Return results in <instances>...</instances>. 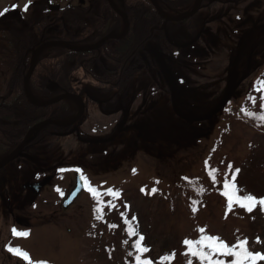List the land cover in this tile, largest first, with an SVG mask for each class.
Listing matches in <instances>:
<instances>
[{
    "label": "rangeland",
    "instance_id": "374dc122",
    "mask_svg": "<svg viewBox=\"0 0 264 264\" xmlns=\"http://www.w3.org/2000/svg\"><path fill=\"white\" fill-rule=\"evenodd\" d=\"M35 1L39 0H0V12L4 13L0 15V24L5 27L0 31L4 49L0 51V87L6 83V73L10 77L9 57L19 54L12 49L13 32L6 25H14L13 21L18 22L16 27L28 23V18L21 21L11 16ZM41 1L49 8L57 3L60 11L68 4L79 3V0ZM82 1L89 5L91 0ZM242 1L253 2L247 6L248 14L256 19L257 25H264V0ZM206 2L201 6L202 0H191L197 7L192 15L180 21L175 38L181 42L196 41L187 58L181 52L173 54L176 49L171 48L168 64L175 73L178 108L190 116L210 112L226 93V78L231 77L235 95L229 96L230 102L220 112L219 120L183 121L188 125H177L164 71L153 57L151 67L136 64L126 92L121 94L120 85V90L111 93V99L101 106L88 102L77 133L38 143V150L45 154L38 152L31 160L17 161L35 167L31 170L34 178L53 176L43 189L38 193L22 190L16 195L10 184L0 181V193L5 195L0 197V264H29L8 251L9 247L28 253L31 264H136L138 253L134 245L138 241L149 249L142 259L152 264H188L189 260L191 264H202L199 258L184 254L188 249L183 243L185 239L198 240L202 235L219 237L230 247L246 240L248 251L264 255V206L257 203L249 212L234 203L229 210L227 197L223 195L225 183H234L237 195L264 198V122L258 118L264 114V39L256 47L247 44L245 54L240 57L239 53L231 64L228 56L238 38L232 36L236 43L226 39L224 30L228 29L219 27L218 18L226 10L231 16L234 12L228 9V4ZM48 11L51 14L52 10ZM33 14L40 16L47 28L51 27V15ZM193 15L196 20L190 19ZM76 27L78 31L84 30L82 25ZM45 47L48 46L42 48ZM25 52L23 47L20 54ZM138 52L130 50L124 59H136ZM102 58L106 67L116 70L107 57ZM96 61L95 58L93 62ZM246 64L248 72L243 71ZM11 71L16 72L14 68ZM79 71L70 80L74 92L88 82L86 88L96 92L97 87ZM132 88L137 94L135 98L129 92ZM37 89L29 86V92L35 95L39 94ZM36 111L43 113L37 119L44 116V108ZM248 112L255 115L249 116ZM138 121L145 127L136 126ZM32 160L34 166L26 164ZM74 167L80 168L86 187L70 206L61 208L60 196L73 185ZM6 171L15 182L25 177L21 173H26L20 168L7 167ZM89 187L97 190V197L88 191ZM109 189L119 192V196L108 194ZM6 193L13 196V201ZM13 229L28 235L16 236ZM129 229L136 234L132 235ZM165 255L172 258L162 261ZM213 259L231 264L234 257L217 254ZM257 264H264V260H258Z\"/></svg>",
    "mask_w": 264,
    "mask_h": 264
},
{
    "label": "flooded vegetation",
    "instance_id": "af4514ba",
    "mask_svg": "<svg viewBox=\"0 0 264 264\" xmlns=\"http://www.w3.org/2000/svg\"><path fill=\"white\" fill-rule=\"evenodd\" d=\"M188 1L191 2V0H167L166 2L163 0H160L159 5L161 7L163 14L168 15L172 13L171 10H175V9H178L177 7H181V3L184 4L185 2H188ZM215 1L218 2L216 3L218 6L228 4V9L232 8V11L234 12L233 15L231 16L230 14L231 12L229 13V10H226L225 12L221 13L218 18V25L219 24L221 25L219 27L225 26L228 29V32L224 30L226 39L230 41H234V43H236V40L233 39L232 36L233 37L236 36L238 38L237 44L234 45L233 50H231V53L228 56V60L231 58L230 63L232 64L235 57L239 53L241 54L240 57L245 54V52L247 51V44L249 45L254 44L256 47L257 43L260 40L264 39V25L263 24L257 25L255 22L256 19L253 20L251 15L248 14V10H250V8L249 7L247 8V6L249 4L252 5L253 2H250L248 4L247 2H243L242 0H215ZM35 2L34 3L32 2L33 8L31 9H30V6L32 5V3L26 4L28 5L27 11H24V8L26 6L24 5L23 8L20 9L16 13V15L14 14L11 16L12 17L11 19L22 21L27 18L29 10H30V13L31 12H38L39 14L45 13L47 16L51 15L48 11L50 9L52 10V12L56 10L60 11L59 10L60 6L57 3L53 6H50L49 8V5L45 2H42L43 10L38 9L37 11H35V9L37 8V5L39 4V2L38 3H35ZM44 3L47 7V10H45ZM113 3L118 9L125 11L127 14L130 12L132 13L131 19L129 20V29H130V21H132L133 18L138 20V22H140L139 24L147 23L149 25V34L146 35L141 41V43H143L142 49L139 50V52L137 53L136 59L128 60L127 58L126 59L127 62L125 61V64L122 66L120 70L112 71L111 67L110 68L106 67L104 63L102 62L104 58H102V55L100 56L99 53H97L98 57L96 58L97 60L96 62L91 63V62L86 61L85 64L87 65V68L85 67L83 68L82 66L79 67L78 68V70H80L79 72L82 73L83 75H86V77L88 76V79L91 80L90 82H92V84L97 87V91L96 92L94 91L93 93L90 92L86 88L87 84L88 85L90 84L89 82L81 90L74 92L73 87H71V82L70 84L69 83L66 84L64 82L56 81L55 79H50V83L44 82L43 84H41L37 82V83L32 84L30 83V80H29V86H32L33 88H39V89L42 88L46 90L47 93L46 94L42 93V94L45 96H49V100L57 98L58 96L66 93V91L79 96L84 103V112L82 116L76 121L75 124L64 126V127L48 125L46 127H52V128L47 129L46 127H44L43 129L37 132H34L31 135L30 141L21 150L20 156L8 162L7 164H5L3 167L0 168V181L10 184V186L12 187V192H15L16 195H18L19 192L22 190L33 193L30 188H26L23 186L24 182H26L27 180L29 181L40 180V178H34L33 172H31L32 168L34 169L35 167L23 166L22 162H17L18 160L22 158L31 160L34 154H39V153L45 154L43 150L42 151L38 150L40 148V146H37L38 143H41L43 141L50 140V139L70 136L74 133H77L79 131L78 123L82 121V119H84L85 114L87 112V105L90 100L92 101L93 105L101 106L103 103H105L106 100L111 99L110 97L111 93H115V94L117 93L120 85H121V90L120 89L119 90L121 91V94L126 92L128 82L130 83V80H132V78L134 77V73L132 74V70L134 69L135 65L139 63L141 66L148 65V67H151L153 65L152 55L150 53V50H147V44L149 48H151V44L158 47L166 56H168L171 46L167 42L166 30H167V34L169 35V37L170 36H172L173 38L176 37L177 36L176 33L179 30V27H180L179 25L181 22H177V23L168 22L166 26H164L165 24L161 16L162 13L157 12L155 9H154V19L148 21V19L143 18V16H145L147 11L151 13V10L149 8L145 9V7L141 5L140 3H123V2L120 3L118 2V0H113ZM205 3H207L206 0H202L201 6H203V4ZM67 6L74 7V11L83 10L86 14H89V16H86V15H77V16L79 20L84 18L88 22H90V20H88L87 18L88 17L91 18V22L89 24L90 27L89 26L85 27L84 24H81L82 26H84V30H81V32L84 35V38L89 39L91 43L92 42L95 43L96 41H99L102 37H104L107 33H109V31H107V28H104L105 24L108 25L109 22L112 20L117 21V18H114L113 16V13L117 15V12L113 11L108 1H106V4H105V3H101V0H91L90 4L86 5L85 2H83L82 0H79V3H77L76 5L68 4ZM214 8H216V5ZM109 9L112 11V13H110ZM234 10L237 11V13ZM251 10L254 11V9H251ZM38 18H40V16L39 17L36 16V19ZM196 18L197 17L193 15L190 19L196 20ZM27 20L29 21V19ZM120 22L122 21L120 20ZM12 23L14 24V31L12 35L14 36V38L25 40L27 37H30L32 41L36 40L35 45H33V43L31 42L28 43L26 47V52L23 54L24 57L22 60V70L24 73L23 74V77H24L30 65L31 56L35 48L40 46L42 43H45L48 41L63 40V39L49 38L50 28L46 29L40 20H37V23H39L38 27L39 29H41L40 30L41 34L37 33L35 36H33L34 30L32 27L28 28L27 31H21L20 33H17V31L15 30L17 28L16 26L18 25V22L13 21ZM49 25H52L55 30L60 27L51 22L49 23ZM129 29H128V32H129ZM218 29L221 30V28H218ZM3 30H5V27H2L0 25V31H3ZM109 39L111 40V42L114 41L112 38H109ZM86 43H89V42H86ZM48 48L49 47L42 48L37 52L36 61L42 54H44L47 58V56L51 53L50 49ZM62 51L63 50L61 49L60 52ZM133 52L135 51H132V53ZM251 56H252V53L249 54V59L247 60L248 64L250 63ZM128 61L132 63L131 66H128ZM80 63L83 64V61L81 60ZM91 67H92V71L90 75ZM51 68L53 69V67H50V69ZM243 71L244 72L249 71V66L247 64L244 66ZM53 72L50 73L49 70L46 69L44 71V78L48 76L51 77ZM73 73L75 72H72L71 75ZM94 75H96L97 77H94ZM104 76H106V78ZM5 77H6L5 78L6 83L4 86L0 87V160L4 158L6 155H8L10 152H12L18 146V144L23 140L28 129L33 124H35L34 123L35 121L40 120V119H43V120L45 119H51V120L65 119L77 113V104L75 100L71 98H62L60 102L61 104L59 107L55 104V108L53 109V112L55 111L57 112L51 115V118L41 117L40 119H37L36 117L41 116L43 113H39L36 110H39L41 108L34 107V105L30 104L28 101L26 102L23 98L19 96V95H23V92H22L23 91V78L22 80H20V78L16 77L15 73H13V76L9 78L7 77V73H6ZM227 80H228V77L226 78V81ZM225 84L227 85V82H225ZM80 88L81 87H79V89ZM3 92H5V94H2ZM129 92L130 93L133 92L132 96L134 98L136 97L137 94H136L135 88H132ZM66 104L68 105L71 113H67L66 108H65ZM18 105L22 107V109L26 113L27 118H24L21 120L20 114H22V111L20 110ZM47 107H44V108H47ZM98 109H99L98 110L99 112H102L101 111L102 107H99ZM93 110L94 109H92V111ZM26 164L34 166L36 163L32 160V161L27 162ZM7 167L15 168V169L20 168L21 170H25L26 171L25 174L21 173V175L25 176L23 177L24 181H23V178L18 179L17 182L12 181L11 176L6 171ZM48 176H52V175H48ZM41 189H43V187ZM4 191L9 192L6 190V188H4ZM4 196L5 195L3 193H0V197H4ZM6 197H8V199L13 201V198H12L13 196L11 197L10 193H6Z\"/></svg>",
    "mask_w": 264,
    "mask_h": 264
},
{
    "label": "trees",
    "instance_id": "16d2710c",
    "mask_svg": "<svg viewBox=\"0 0 264 264\" xmlns=\"http://www.w3.org/2000/svg\"><path fill=\"white\" fill-rule=\"evenodd\" d=\"M121 1L123 3H136V2L144 3L143 6L145 7V9L149 8L151 10V13H149L147 11L145 16H143V18L148 19V21L154 19L153 6L149 2H147L146 0H121ZM38 2H39V4L37 5V8L39 10H43V4H42L43 1L39 0V1H36L35 3H38ZM44 6H45V10H47L45 3H44ZM32 8H33V3H32ZM177 8L181 9V7H177ZM45 10H44V12H45ZM109 11H110V13H112V11L110 9H109ZM77 15L89 16V14H86L83 10L74 11V7L67 6V5H66V7L62 8V10L59 13L51 12L50 22L53 24H61V26L55 30L53 28V26L51 25L50 32H49V38L66 39L68 42H74V43H79V41H81V42H83L82 44H85L86 42H90L89 39L84 38V35L81 31H78V28L76 27V25L84 24L85 27H87V26H89L91 19H90V22H88L84 18L81 19L82 20L81 21L78 19ZM113 16H114V18H117V15L115 13H113ZM27 18L29 19L28 23L21 24L20 26H18L16 28L15 31H17V33H20L21 31H27L28 28L32 27L34 30L33 36H35L37 33L41 34L39 27H38V24H37V20H40V18L36 19V16L33 14V12L29 13ZM31 20H35V22L32 23ZM139 23L140 22H138V20L133 18V20L130 21V29H129L128 34L122 39L112 41L113 43H115V45H114V47L110 48L111 51H109L106 54L105 53L102 54L108 58L109 63H110V58H112V57L117 58V56H118V57H120V60L122 61V59L125 56V53H128L130 50H140V47L143 45V43H141L142 39L146 35L149 34V25L147 23L146 24H139ZM45 24L46 23H43V26L46 29H49V28H47V26H45ZM6 26H7V29H10L12 32L14 31V25H11V26L6 25ZM120 27H121V22L118 19H117V21L116 20L110 21L108 25L107 24L104 25V28H107V31H109V32H117L120 29ZM29 42L33 43V45L36 44V40L32 41L30 37H27L25 40L14 38V36L11 37L12 49H14L19 54L14 58H13V56H10L9 57V63L6 60L7 64L9 65L8 66L9 70H7V72L10 74V77L13 76L11 68H14V70L16 71V72H14L16 77H18V78H20V80H22L23 74H24L23 70H22V60H23L24 56L20 53H22L23 47L24 48L27 47L26 45ZM48 49H50L51 53L47 56V58L44 54H42L37 59V62L35 64L32 76L30 78V83L39 82V83L43 84L44 81L47 82V81H50V79H55L56 81H60V82L66 83V84H68V83L70 84V80H71V76H72L71 75L72 67L67 63L66 58L65 57L62 58L61 55L59 54L61 48L49 47ZM1 50L3 51L4 49L1 47V42H0V51ZM64 54L70 55L71 53L67 52ZM72 55H70V56H72L73 59L74 58H75V60L77 59L76 62L79 59H83V58L87 57V55H85V54H81L82 57H79V54H75V53H73ZM104 65L107 66L106 64H104ZM74 66L75 65H73V67ZM98 66H100V65H98ZM50 67H53V69L51 68L52 69L51 70ZM82 67L87 68V65L84 63L82 65ZM46 69H48L50 73L54 71L52 76H51L52 78L49 76L44 78V71ZM91 71H92V68H90V75H91ZM94 77H97V76L94 75ZM37 92L39 93L38 95L49 98V96L43 95V94L47 93L46 90L40 88V89H37ZM54 108H55V106H49L47 108H44V116L43 117H51V115L56 113L57 111L53 112ZM65 108H66L67 113H71L67 104H66ZM46 128L50 129L52 127H46Z\"/></svg>",
    "mask_w": 264,
    "mask_h": 264
},
{
    "label": "snow or ice",
    "instance_id": "6c2138e0",
    "mask_svg": "<svg viewBox=\"0 0 264 264\" xmlns=\"http://www.w3.org/2000/svg\"><path fill=\"white\" fill-rule=\"evenodd\" d=\"M27 9H28V5L25 6L24 11H27ZM5 11H7V9H5ZM3 14H4L3 12H0V15ZM246 114L249 116L255 115L254 113L251 112H248ZM258 118L262 122H264V114H260ZM76 171H79V169H77ZM236 171L238 172L239 169H237ZM212 178L213 180H215L214 175L212 176ZM81 179H83V177H81ZM157 183L159 182L157 181ZM224 186L226 191L223 193V195L227 197V201H228L227 208L229 210H231L234 203L242 208H245L249 212L252 211L253 206L257 203L264 206V198L257 200V198L251 194L241 197L237 195L236 186L234 183L233 184L225 183ZM57 190L59 191V189ZM88 191L93 195V197L98 196L97 190L95 188L89 187ZM141 191L144 190L142 189ZM152 191L155 192L156 190L153 189ZM201 191L203 190L201 189ZM108 194L116 197L119 196V192H113L111 189L108 190ZM193 210L195 211V209ZM97 211L99 212L100 209H97ZM113 227H115V225H113ZM129 231L132 235L136 234L132 229H129ZM198 231L203 233L204 229H199ZM12 232L14 235L21 237H26L28 235V233L18 232L16 229H13ZM143 239H144L143 236L139 238L140 241H142ZM183 243L187 246L188 249V251L184 254L185 255L190 254L193 257L199 258L202 264H204V262H206V264H225V261L223 260L213 259V256L217 254L221 256L234 257V259L231 261V264H257L258 260H264V255H261L260 253L254 254L248 251L246 247L247 245L246 240L240 241L236 245L230 247L227 243L221 241L219 237L202 235L201 238L198 240L193 241V240L185 239ZM134 248L138 253L135 256L136 264H152L150 260L142 259V254L149 251V249L142 247L139 241L134 245ZM205 249H208V251H205ZM8 251L13 252L18 256H21L24 260L29 261V264H31L28 253L22 252L20 249L12 248V247H9ZM171 258L172 257L165 255L162 258V261H168ZM38 264H45V262H38ZM188 264H191L190 260Z\"/></svg>",
    "mask_w": 264,
    "mask_h": 264
},
{
    "label": "water",
    "instance_id": "95a60500",
    "mask_svg": "<svg viewBox=\"0 0 264 264\" xmlns=\"http://www.w3.org/2000/svg\"><path fill=\"white\" fill-rule=\"evenodd\" d=\"M109 1L111 3V0H109ZM186 16H187V14H185L183 16H180L179 18H174V20H177V19H180V18H184ZM166 19H169V18L166 17ZM125 27H126V29L128 27V22L127 21L125 22ZM123 34L124 33H122L120 35V37ZM118 37L119 36H116V35H113V34H108V35L104 36L103 38H101L99 42H102L103 40H105L107 38H118ZM48 45H57V46H61V47H67V48H70V49H73V50H77V51H85V50H89L91 48L96 47V45H94L92 47H79V48L78 47H72V46H69L64 41H49V42H46V43L42 44L41 46H39L32 53L31 61H30V67H29L28 73H27V75H26V77L24 79L25 92H26V95L27 96H29V92H28V80H29V77H30L31 72L33 70V67H34V57H35V54L37 53V51L40 50V48H42L43 46H48ZM154 50H155V53L157 54V56H158V58H159V60L161 62L162 67L164 69V72L166 74V80H167V82L169 84V87L171 89L172 104H173V107L175 109V112L177 114H179L180 116H182V114H180L177 111V108H176V103H175V93H176V89H175L174 84H173V79H172V75L170 73V70H169L167 64L165 63V61H164L161 53H159L156 48H154ZM70 96H72L74 98L77 97V96H75L73 94L66 93V94L60 96L59 98L62 99V98L70 97ZM55 100H56V98L55 99H52V100H50L48 102L38 103V104L41 105V106H45L47 104H51V103L55 102ZM226 102H227V97H224V99H222L221 102L208 115H206V116H202V117H198V118H190V117H185V118L190 119V120H205L207 118H210V117L214 116L216 113H218L220 111V109L225 105ZM79 105H80V109H79L78 114L73 119H71L68 122L58 123L56 121L45 120V121L39 122V123L35 124L34 126H32L30 128V130L27 132V135H26L25 139L22 141V143L10 155H8L5 159H3L0 162V167H2L5 163H7L8 161L12 160L13 158H15L19 154V152H20L21 148L23 147V145L26 144L27 141L29 140L30 133H32L38 127H41V126H43L45 124H55V125H58V126H68V125L73 124L75 121H77L80 118V116L82 115V113H83V103L81 102V100L79 101ZM46 181H47V179H45L44 181H42L40 183H29L28 185L31 186L34 189V191H37L39 189V187L42 186ZM26 186H27V184H26ZM77 194H78V185L68 194V196L64 200L63 205L66 206L68 203H70L75 198V196Z\"/></svg>",
    "mask_w": 264,
    "mask_h": 264
},
{
    "label": "bare ground",
    "instance_id": "6f19581e",
    "mask_svg": "<svg viewBox=\"0 0 264 264\" xmlns=\"http://www.w3.org/2000/svg\"><path fill=\"white\" fill-rule=\"evenodd\" d=\"M147 2H150L151 0H146ZM189 2V1H188ZM185 2L184 4L181 3V9H175V12L179 13V12H186L187 8L190 6V2ZM136 3H140L141 5H143L144 3L142 2H136ZM131 12L130 13H126L125 11L123 10H120L118 9L117 10V19L118 20H121L122 22H129V20L131 19ZM68 29V28H67ZM63 41L65 43H67L69 46H72V47H92L94 45H96V47L94 48H91L89 50H85V51H77V50H73V49H70V48H67V47H62L61 49L63 50L62 52H59V54L61 55L62 58H66L67 60V63L72 67V72H76V70H78L79 67H81L86 61H89L91 63H93V60L95 58L98 57V54L101 56L103 53H108L109 51H111L110 48L114 47L115 43L111 42V40L109 38L103 40L102 42H99V41H96L95 43H85V44H82L83 42L79 41V43H74V42H68L66 39H63ZM71 53L70 55H72L73 53L75 54H79V57H82L81 54H85L87 55L86 58H83V59H79L77 62L75 60V58L73 59V55L70 56L68 54H64V53ZM83 61V64L80 63V61ZM110 63L115 65L116 67V70H120L122 68V66L125 64V61L127 62L126 59H122V61L120 60V57L117 56V58L115 57H112L110 58ZM132 63H130L128 61V66H131ZM73 65H75L73 67ZM71 72V73H72ZM106 78V76H104ZM46 83V81H44ZM47 83H50V81H47ZM21 98H23L26 102L29 101V96H27L26 94H23V95H19ZM60 96H58L55 100V102L51 103L50 105L51 106H55V104L59 107L60 106V102H61V99L59 98ZM18 107L20 108V110L22 111V114H20V117H21V120L24 119V118H27L26 116V113L24 112V110L22 109V107L20 105H18ZM27 112V111H26Z\"/></svg>",
    "mask_w": 264,
    "mask_h": 264
}]
</instances>
